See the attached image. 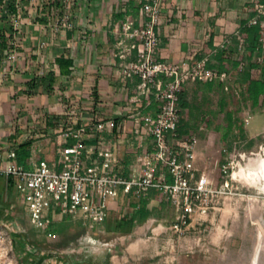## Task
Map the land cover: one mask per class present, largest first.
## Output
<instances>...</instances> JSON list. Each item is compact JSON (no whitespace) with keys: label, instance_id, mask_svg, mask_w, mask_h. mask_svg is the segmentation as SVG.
Masks as SVG:
<instances>
[{"label":"crops","instance_id":"0c3cea01","mask_svg":"<svg viewBox=\"0 0 264 264\" xmlns=\"http://www.w3.org/2000/svg\"><path fill=\"white\" fill-rule=\"evenodd\" d=\"M139 1L73 0L69 26L56 29L54 26L63 18V9L57 4V7H41L36 3L15 36L17 45L0 48L12 49L18 55L9 73L0 72V168L9 163V152L28 142L32 144L29 162L33 159L53 162L60 148L76 142L71 134L87 126L85 145L94 150H109L112 156L109 171L127 179L139 175L141 166L133 154L136 147L133 132L143 116L157 113L158 105L150 93L139 94L137 80L122 79L114 57L118 39L114 30L126 17H138ZM254 3H264V0H167L159 30L163 45L158 60L190 67L197 60L209 57V67L218 71L238 64L234 60L233 46L222 50L216 45L254 16ZM60 59L64 61L61 68ZM200 86L208 93L215 87ZM191 90L205 92L199 85L184 88L181 103L185 102L187 107L182 108L178 137L187 139L199 133L201 160L198 167L201 169L204 162L215 157L210 156L212 153L216 155L215 164L220 162V149L227 143L224 136L228 133L216 134L218 138L212 144V137L216 135L209 130V117L203 112L191 117L193 106L186 98ZM202 99H198L199 102H203ZM35 117L45 121L44 130L35 135H31L30 130L23 134L21 123ZM192 120L202 125H193ZM111 122L115 124L112 129L103 133L95 130L99 124ZM151 149L152 140H148L144 150ZM15 193L10 181L0 177V214L11 212L15 216L17 207H21L20 195ZM166 200L153 190L148 198L139 202L120 189L111 201L104 226L120 230L131 223L132 233L151 219L154 210H162ZM142 206L148 214L144 223L140 220ZM77 217L81 219L80 212L53 203L42 219L46 225L58 222L63 228Z\"/></svg>","mask_w":264,"mask_h":264},{"label":"built area","instance_id":"2783aa9c","mask_svg":"<svg viewBox=\"0 0 264 264\" xmlns=\"http://www.w3.org/2000/svg\"><path fill=\"white\" fill-rule=\"evenodd\" d=\"M72 1L0 0V40L3 36L9 48L17 45L15 36L36 3L43 7L58 2L63 9L61 26L68 27ZM166 1L140 0L138 17H126L114 30L118 38L114 57L122 79L137 80L139 94L150 93L158 105L157 113L143 116L133 132L136 140L133 154L141 166L139 175L127 179L109 171L107 168L112 161L109 150H94L85 145L87 126H81L71 134L76 142L60 148L57 160L53 162L33 159L24 166L18 163L16 151L12 150L7 155L9 163L0 168V177L10 181L32 221L39 222L51 205L57 203L64 209L80 212L96 227H102L109 216L111 201L120 189L139 202L148 198L153 190L160 192L180 212L176 229L186 226L197 211L207 213L206 202L212 191L208 187V163L204 162L201 169L198 167L201 160L199 137L197 134L187 139L178 137V125L182 119L181 95L184 88L192 84L219 86L237 98H241L245 88L235 84L229 69L218 71L210 68L209 57L197 60L190 67L158 60L163 45L159 30ZM253 10L254 16L247 25L259 27L254 61L261 65L264 63V3H254ZM216 46L222 50L234 46L237 52L234 60L242 57L238 70L246 68L249 46L241 29ZM0 56V72L5 75L11 71L18 55L12 49H0ZM114 126L113 122L99 124L95 130L103 133ZM148 140H152L150 151L144 150ZM222 171L225 172L224 166ZM229 185L226 180L221 192L216 193L221 194Z\"/></svg>","mask_w":264,"mask_h":264},{"label":"rangeland","instance_id":"374dc122","mask_svg":"<svg viewBox=\"0 0 264 264\" xmlns=\"http://www.w3.org/2000/svg\"><path fill=\"white\" fill-rule=\"evenodd\" d=\"M246 61L243 71L234 65L228 68L235 84L245 88L241 98L219 86L208 93L200 84L191 86L199 85L205 92L191 90L186 95L193 106L192 119L203 112L214 135L228 133L220 162L215 164L213 153L210 156L215 157L208 161L212 194L206 214L197 211L186 226L176 229L180 212L166 200L144 226L125 234L118 228L96 227L83 214L63 228L58 222H34L21 203L14 217L11 212L0 214V264H264V99L255 106L247 86L248 78L258 80L264 74V63L258 65L248 56ZM44 125L45 121L35 117L20 126L23 134L30 130L35 135ZM217 136L212 137V144ZM226 180L229 187L216 193Z\"/></svg>","mask_w":264,"mask_h":264},{"label":"trees","instance_id":"16d2710c","mask_svg":"<svg viewBox=\"0 0 264 264\" xmlns=\"http://www.w3.org/2000/svg\"><path fill=\"white\" fill-rule=\"evenodd\" d=\"M259 27L255 26V27H248L247 23H245L244 25H242L241 27V33L243 35V37L247 40L248 42V58L251 59L254 62V55H255V51L256 48L258 46V42H259ZM1 35V33H0ZM5 41L3 39V36H1V40H0V48H5ZM242 59V57H239V59L237 60L238 63L239 61ZM64 64L63 60H58V65L60 66V68L62 67V65ZM235 67L238 66V64L236 63L234 65ZM247 86H248V91L251 95L252 98V102L255 106H257L259 104V101L261 99H264V74L261 76L260 79L258 80H247ZM182 97L180 99V107H187V104L185 102L181 103ZM228 140V136H224V142H227ZM31 142L28 143H24L23 145H21L16 151V156H17V161L19 164H22L24 166H27L29 164V160H30V156H31ZM148 219V214L145 211V206L141 207V211H140V220L141 223H144L146 220ZM131 229H132V224L129 223V225L123 227L122 230L125 234H129L131 233Z\"/></svg>","mask_w":264,"mask_h":264},{"label":"bare ground","instance_id":"6f19581e","mask_svg":"<svg viewBox=\"0 0 264 264\" xmlns=\"http://www.w3.org/2000/svg\"><path fill=\"white\" fill-rule=\"evenodd\" d=\"M261 166L264 168V160L261 161ZM262 181L264 182V172H263V175H262Z\"/></svg>","mask_w":264,"mask_h":264}]
</instances>
